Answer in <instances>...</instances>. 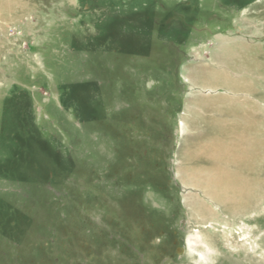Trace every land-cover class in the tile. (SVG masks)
<instances>
[{
  "label": "rangeland",
  "instance_id": "obj_1",
  "mask_svg": "<svg viewBox=\"0 0 264 264\" xmlns=\"http://www.w3.org/2000/svg\"><path fill=\"white\" fill-rule=\"evenodd\" d=\"M6 1L0 264H264V199L225 209L180 177L203 118L226 116L198 98L264 110V0ZM237 42L241 69L217 58ZM202 66L252 91L202 86Z\"/></svg>",
  "mask_w": 264,
  "mask_h": 264
},
{
  "label": "bare ground",
  "instance_id": "obj_2",
  "mask_svg": "<svg viewBox=\"0 0 264 264\" xmlns=\"http://www.w3.org/2000/svg\"><path fill=\"white\" fill-rule=\"evenodd\" d=\"M6 2L9 6L16 5V9L24 6L22 0ZM241 44H226L217 58L230 61L229 65L237 69H241L242 64L250 65V58L241 59L244 55ZM225 70L216 71L202 66L195 69L194 79L202 86L223 85L232 91H252L247 78H232ZM233 99L222 96L197 99L196 103L206 109H217L219 105L218 108L222 109H215L216 113H225L226 116L216 118L207 115L203 118L209 129L191 141L183 151L188 163L181 168L180 177L185 184L200 187L203 195L220 201L225 209L244 211L257 205L258 198L264 199L261 198L264 196V181L258 180L264 160V110L256 111L248 98ZM192 198L195 200L193 208L201 211V216H217L197 196L192 195Z\"/></svg>",
  "mask_w": 264,
  "mask_h": 264
}]
</instances>
